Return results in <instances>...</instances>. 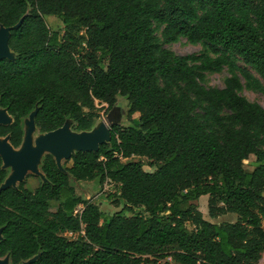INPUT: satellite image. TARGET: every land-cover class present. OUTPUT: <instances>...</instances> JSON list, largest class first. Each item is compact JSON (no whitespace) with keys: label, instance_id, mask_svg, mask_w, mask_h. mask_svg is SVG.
<instances>
[{"label":"trees","instance_id":"trees-1","mask_svg":"<svg viewBox=\"0 0 264 264\" xmlns=\"http://www.w3.org/2000/svg\"><path fill=\"white\" fill-rule=\"evenodd\" d=\"M46 16L61 21L62 35L49 30ZM21 20L9 40L13 60L0 61V110L12 119L0 126L1 138L19 148L32 113L40 134L68 121L89 132L96 102L109 111L118 97L138 118L113 124L108 144L76 152L62 170L44 155L46 181L35 189L22 182L0 190V258L257 264L264 257V108L239 92L242 77L264 95V0H0V27ZM180 38L203 52L181 56L165 47ZM224 68L223 88L204 85L206 74ZM7 177L0 158V187ZM70 179L112 183L122 209L105 215ZM202 196L209 218L235 221L203 219Z\"/></svg>","mask_w":264,"mask_h":264},{"label":"rangeland","instance_id":"rangeland-1","mask_svg":"<svg viewBox=\"0 0 264 264\" xmlns=\"http://www.w3.org/2000/svg\"><path fill=\"white\" fill-rule=\"evenodd\" d=\"M47 27L51 32H57L60 35L63 34V24L59 19L53 16H46L44 18ZM159 35V33H158ZM167 49L171 50L176 55H199L203 52L204 47L201 44L191 45L185 39L180 38L176 43L169 44L165 46ZM14 57V55H12ZM239 66L243 67L242 63H238ZM255 75V74H254ZM229 77L228 70L226 68L220 74H206V79L204 85L206 87H216L223 88L224 80ZM240 81L242 84V89L239 92V95L245 98L247 101L256 103L262 108H264V95L260 93L253 92L246 88L245 81L240 77ZM96 107L98 110L99 118L95 120V124L93 128L89 132H95L101 128L102 132H106L104 135V141L107 140L109 136L110 127L113 124H117L122 127L132 126V120L138 118V114H134L131 117H128L127 110V100L124 97H118L117 102L112 110L106 111L105 104H99L96 102ZM28 118L23 121L24 132L26 133L28 130ZM65 129L75 132L73 130V123L68 121L65 125ZM78 133V132H76ZM40 133L36 130V132L31 136L32 141L37 139ZM34 145V144H33ZM136 161H140L143 164V169L147 172H152L153 169L148 166L149 161L145 158H134ZM65 162V161H64ZM62 162L61 164L63 165ZM255 162V158L250 156L249 159L244 163L245 169L250 172L253 169V164ZM40 167V166H39ZM8 174L11 173V170H7ZM39 182H43V180L39 176H35L33 174H28L24 179V183L26 184V188L29 190H33L37 187ZM70 183L72 187L75 189V192L78 196L85 200H90L94 204L98 206L100 211L105 215H111L113 213L119 212L123 207V202L117 200L114 197L117 192L115 186L110 182H105L103 185H99L97 181L92 182H76L70 179ZM207 196H202L199 198L197 202L198 210L201 212L203 219L211 223H220L223 221H235V216L227 215L218 217L216 219H211L208 216L207 210ZM81 207H77L76 212H79ZM257 264H264V257L261 258Z\"/></svg>","mask_w":264,"mask_h":264},{"label":"water","instance_id":"water-1","mask_svg":"<svg viewBox=\"0 0 264 264\" xmlns=\"http://www.w3.org/2000/svg\"><path fill=\"white\" fill-rule=\"evenodd\" d=\"M22 20L14 27H0V61L13 60L14 55L9 48V40L11 31L17 29ZM35 113L28 117V130L23 137L21 146L17 149L10 145L9 137H0V158L3 169L11 170L0 190L16 189L19 184L24 182L28 174L39 176L43 183L45 177L40 172L39 166L44 155H51L59 169L62 170V162L67 161L76 152H94L103 144H108L110 135L104 141L106 132H102L101 128L95 132H71L65 129V125L55 131L40 134L37 139L32 141V135L36 132L34 124ZM12 123L11 117L5 110H0V126H8ZM34 144V145H33ZM33 260L24 262L29 264ZM0 264H10L8 257L0 258Z\"/></svg>","mask_w":264,"mask_h":264}]
</instances>
